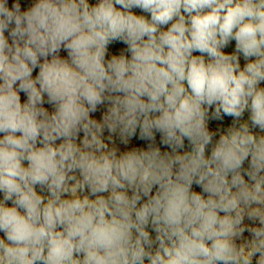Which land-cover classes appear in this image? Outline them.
I'll return each instance as SVG.
<instances>
[{"label":"clouds","instance_id":"clouds-1","mask_svg":"<svg viewBox=\"0 0 264 264\" xmlns=\"http://www.w3.org/2000/svg\"><path fill=\"white\" fill-rule=\"evenodd\" d=\"M0 264H264V0H0Z\"/></svg>","mask_w":264,"mask_h":264},{"label":"trees","instance_id":"trees-1","mask_svg":"<svg viewBox=\"0 0 264 264\" xmlns=\"http://www.w3.org/2000/svg\"><path fill=\"white\" fill-rule=\"evenodd\" d=\"M34 2V0H27V3H32ZM120 47H123L122 45H115L114 47H111V51L112 52H115L117 48H120ZM232 47H234V42H233V45ZM231 50V48L229 49V51ZM61 55L62 56H66V53L65 52H61ZM22 98H23V94H22ZM46 107H49L48 105H45ZM231 122V118L230 117H225L224 120L222 122L220 121H211L210 122V129L211 130H216L217 128H220V130H223L225 127H227ZM138 136V134H137ZM215 139H218V135L216 137H214V140ZM159 140H160V137H159V134H157V140H156V143L158 146H161V149L162 151L165 150L164 146L162 145H159ZM131 142L133 143V147H144V148H147V143L146 141H142L140 139H138L137 137H134L132 138ZM185 145H186V149L188 148V144H187V141H185ZM194 190L196 191H200V189L196 186H194Z\"/></svg>","mask_w":264,"mask_h":264},{"label":"rangeland","instance_id":"rangeland-1","mask_svg":"<svg viewBox=\"0 0 264 264\" xmlns=\"http://www.w3.org/2000/svg\"><path fill=\"white\" fill-rule=\"evenodd\" d=\"M104 110H105V106H100L99 110H98L96 113L93 114L94 117L97 118V119H99L101 113H102ZM81 135H82V134H81ZM105 136H107V132H105ZM116 144H117V146H118L121 150H125V148H127V149H131V148L133 147V143H132L131 141H130V143H129L127 146H124V145L120 144L118 138L116 139Z\"/></svg>","mask_w":264,"mask_h":264}]
</instances>
